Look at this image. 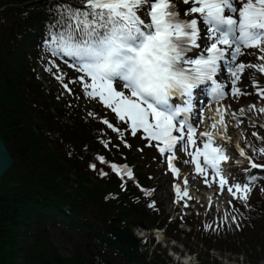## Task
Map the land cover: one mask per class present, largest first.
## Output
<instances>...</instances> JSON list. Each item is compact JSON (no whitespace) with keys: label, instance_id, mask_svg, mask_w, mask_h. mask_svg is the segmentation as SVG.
<instances>
[{"label":"snow or ice","instance_id":"6c2138e0","mask_svg":"<svg viewBox=\"0 0 264 264\" xmlns=\"http://www.w3.org/2000/svg\"><path fill=\"white\" fill-rule=\"evenodd\" d=\"M49 12L53 21L44 47L52 59L45 71L55 76L64 93L75 95L76 86L84 98L98 101L120 126L92 111L88 117L99 119L126 148L131 144L125 133L133 137L140 133L148 147L165 157L174 177L179 174L174 166L179 149L190 157L185 163L194 166V174L207 187L215 186L219 194L227 191L231 197L227 203L234 211L233 201L248 206L256 183L251 170L264 169V164L254 162L264 158V137L252 132L262 142L257 148L241 130L234 142L239 157L249 165L243 176H233L231 168L225 173L224 165L232 160L225 145L233 143L229 128H239L245 119L264 129V103L258 107L241 102V97L251 95L249 87L264 101V0H80L79 4L63 0ZM254 55L258 62L248 59ZM56 58H69L67 67L78 75L67 78ZM201 96L210 115L205 114ZM229 100L240 103L234 106ZM206 120V130L200 131ZM101 143L108 148L112 141ZM96 159L108 164L103 155ZM108 166L121 180L135 179L127 164ZM89 167L101 177L108 175L95 163ZM184 185L183 192L173 185L178 201L191 199L187 177ZM222 222L240 227L228 212Z\"/></svg>","mask_w":264,"mask_h":264},{"label":"trees","instance_id":"16d2710c","mask_svg":"<svg viewBox=\"0 0 264 264\" xmlns=\"http://www.w3.org/2000/svg\"><path fill=\"white\" fill-rule=\"evenodd\" d=\"M70 1L80 3V0ZM61 2L0 0V139L13 160L12 168L0 180V264H165L158 263V258L147 261L125 244L109 243L104 233L88 234L87 222L91 225L95 221L104 222L111 228L126 219L118 228L129 231L132 224L163 227L165 221L161 212L147 209L148 199L142 197V189L150 188L148 171L138 172V180L122 188V184H128L127 179L121 180L96 159L97 155H103L106 160L112 155L121 163L131 165L137 160L134 149L120 147L116 134L98 123L99 119L88 121L76 95H71L73 105L61 108L62 104L44 90L35 76L37 65L44 64L47 68L46 60L52 59L44 47L48 25L53 21L49 9ZM12 31L16 32L14 36L10 34ZM63 117L72 119L70 126L64 125ZM114 124L120 126L119 121ZM125 137L133 140L127 132ZM102 139L112 141L108 148L103 147ZM92 163L108 175L101 177L89 167ZM78 165L81 170H75ZM76 182L79 186L75 190L72 187ZM259 184L260 179L256 177L255 185ZM72 198H82L85 202L92 198L105 203L109 207L107 214L85 219V211L81 206L75 207ZM254 205L245 209L255 208L253 214L248 213L257 218L264 204L258 207L254 199ZM66 206L72 211L71 217L63 214ZM60 224L76 239L75 254L68 257L60 256L48 234L49 227ZM24 230L32 234H25L24 241H40V244L34 249L25 245L15 253L20 257H14L12 251H16V241ZM245 236L248 243L236 255L245 254L251 264H258L264 259V248L261 247L259 254L256 243L260 241L256 235ZM204 256L208 258L207 254ZM199 264L207 263L200 261ZM212 264L220 263L215 260Z\"/></svg>","mask_w":264,"mask_h":264},{"label":"rangeland","instance_id":"374dc122","mask_svg":"<svg viewBox=\"0 0 264 264\" xmlns=\"http://www.w3.org/2000/svg\"><path fill=\"white\" fill-rule=\"evenodd\" d=\"M181 5L183 4L181 3L179 6L181 7ZM252 57L255 60V55ZM255 62L258 61L255 60ZM70 76L73 77L76 75L70 74ZM66 77L71 78L68 77L67 75ZM36 78L39 81V83L41 82L43 84V86L46 87V85H50L51 89L54 90V87L52 86L53 85L52 82H50V80L42 76L41 69H39V73L37 74ZM242 102H248L247 97H245L244 100H242ZM95 103L97 104V102ZM238 103L240 102H237L236 105ZM254 103L257 106H260L259 100H255ZM247 123L249 122L247 119H245L239 128H235V127L229 128V135L232 136L233 140L234 139L237 140L239 138V134L241 130L243 131L244 136L248 141L251 142L255 139V137H253L251 134H248L249 131H246ZM240 143L242 147H245L244 140H240ZM225 147L227 149L228 155L232 157V160L229 162V164L224 165L225 173H227V168L228 170L229 168H231V170L235 169L232 171L233 176L236 174L238 169L239 172H244L245 169L244 167H248L247 161L239 157V155L234 153L233 150L231 151L229 145H226ZM234 156L237 157V160H240L241 163L234 164V162L237 161L234 158ZM233 158L235 159V161L233 160ZM185 160L186 159H183L184 163ZM185 164H186L185 168L186 169L189 168L190 170L191 166L188 163ZM160 167H161L160 171H156V169L153 167L154 170L152 169V173L149 174L152 177V179L148 177V179L151 182L149 187L151 188L150 192H151V197L153 199V203L155 204L154 208H156L159 212L162 213V217L165 221V224H168L166 228L170 229L171 231H167V230L165 232L160 231V233L159 231H155V230H151L149 232L137 231V233H139L137 236L139 237L141 242L143 241L147 243L145 245L148 246V248H146L148 252V256H151L152 258H156L158 256L159 258L165 260V261L162 260V262H164L165 264H179L180 262H183L182 264H195L196 257L192 253L200 254L205 251V248L210 247L211 245L215 246L213 245V243L210 244L208 242V240L203 236V232L209 237H211L210 235L213 234V232H216V234H218L220 230L227 229L229 230V232H228V236L226 237V240L229 242H233V239L236 240V236L234 234V230L237 229L236 225L222 222V218L225 212H228L230 215L236 216L237 221L240 225L239 229L246 228V223L250 222L251 216H254L248 213L249 210H246L245 209L246 207L242 211L243 213H245V216L248 215L246 218L242 215V212H239L236 209L234 211L233 208L229 206L227 203V201L231 199V197L226 190L223 194H219L216 190V187H214L213 189L215 190L212 191V194L216 195V197H214V201L211 199H206L203 193L207 191L208 187L206 185H199L198 182L200 181V177H197L195 181H192L193 183H188V188H189L188 192L191 199L185 197L178 201L176 197V193L173 189V185L174 184L179 185L181 192H183L184 178L189 176H187L186 173L185 174L183 173L181 175L178 174L177 177H174L172 173H166L167 169L163 161H160ZM199 186L202 187V191H199L200 190ZM254 196H255L256 205H258V207H262L264 204V193L261 191V189L255 190L253 195L250 194L248 199V205L249 206L254 205ZM209 200H211V205H212L211 209H209ZM190 203H194L195 206V209L193 210H192L193 205L190 206V210L194 211V213L197 214V220L201 225L198 228L186 227L182 225L183 219L189 215V212H191V211L189 212L187 211V207L185 206V204H190ZM213 208L215 211L221 210V213L215 216L213 220L211 219L208 220V217L206 215L210 214ZM260 219L261 216L259 213L256 221L258 222V220ZM95 223L99 224V222L96 221ZM218 224L220 226L219 229L217 230ZM206 225H210L211 228L206 230L205 228ZM175 229H177L178 232L174 231ZM63 232L64 230L61 227V224L49 227L48 229V234H50V237L52 238V241L57 251L59 250L60 256L68 257L70 256L71 253L75 254V251H73V245L76 239L72 235H70L69 237L71 239H68V237H66L67 234ZM132 233H136V231L132 229ZM155 234L157 235V237L161 238L159 239L160 241L164 239L165 243L164 244L160 243L157 246L156 240L154 239ZM260 237L264 238V233H261ZM89 243L90 242H88L87 246H90ZM253 245L254 243L251 244V246ZM212 255L220 262V264H251L250 260H248L245 254H242V256H240V255L228 254V253L216 251ZM17 256L20 257V254H17ZM19 262L21 261L19 260ZM258 264H264V259L260 260Z\"/></svg>","mask_w":264,"mask_h":264},{"label":"bare ground","instance_id":"6f19581e","mask_svg":"<svg viewBox=\"0 0 264 264\" xmlns=\"http://www.w3.org/2000/svg\"><path fill=\"white\" fill-rule=\"evenodd\" d=\"M10 34H11V36H14L16 34V32L15 31H12V32H10ZM64 59L67 62H70V59L69 58H64ZM73 91H74L76 97H80L78 100L85 107V108L84 107L82 108L81 112L82 113H86V116H87V112L88 111H92V112H94L96 114L97 117H100V118H103V116H110L112 118L114 117V115L111 112H109V110L104 109L103 106L100 103H97L96 104L95 101H90V100L84 98L81 95V91L78 89V87L73 86ZM57 93H58V96L61 99H63V104L61 105V108H62V106H64V107L67 108V107H69V105H73L71 103V95H68V94L64 93V90L61 87V84L59 82L57 83ZM62 119H64L63 120L64 125L70 126L72 119L71 120H69V119L66 120L65 117H63ZM91 119H93V118L88 117V121L91 120ZM99 122L100 121L98 120V123ZM125 139L127 140V142L129 144H131V147L130 148L124 147V145L121 143L120 139L117 137L116 141L118 142V144H119L120 147L129 149V150H132V149H135V147H138V150L139 151H141L142 153H145V154L149 155L148 148L146 146H144L142 144V142L139 143L138 140L137 139H134V138H133L132 141L129 138H127V137H125ZM77 154L78 153L76 152V155ZM107 161H108V164H105V165L108 168H110L108 165L109 164H112V163H115L117 165L127 164V163H121L118 158H116V157H114L112 155H110L109 157H107ZM128 166L133 169L135 179L134 180H127V183L128 184H123L124 187L131 186L130 184L135 183L136 180H138L137 173L139 172V174H140L144 170L143 167H142V165L140 163L135 162V161H134V163H131V165H128ZM79 169L81 170V168L78 165V167L75 170H79ZM87 170H88V172H90L89 169H87ZM193 174L194 173L192 172V175ZM89 180L92 181L91 180V176L89 177ZM188 183H189V181H188ZM78 186H79V184L76 182V183H74V185H73L72 188L76 190L78 188ZM184 187H185V185H183V188ZM187 189H188V185H187ZM188 191H189V189H188ZM203 194L205 195L206 199H211L213 201H214V197H216V196L212 195L210 192H204ZM72 199H73V201H72L73 202V205L75 207H78L79 206L78 208L80 209V206H81V209H83L85 211V214L83 216L85 219L86 218H94V219H96V218H99V217H104V216H106L105 214H107V211H108V208L109 207L105 203L97 202L96 200H94L92 198H91V201L90 202H85L82 198L81 199L80 198L79 199L72 198ZM233 204L235 205V209L237 211H239V212H242L243 209L245 208V207H243L241 205V203L239 201H233ZM190 205L191 206L193 205L192 210L195 209L194 203H190ZM253 206H255V205H253ZM255 210H256L255 208L249 209V211H250L251 214H253ZM103 212H105V213H103ZM212 212L210 214H207L206 215L208 217V220H210V219L213 220V218L215 216H217L218 214L221 213V210L215 211L214 208H213L212 209ZM63 214L66 217H71L72 216V211L69 210V206H66V207L63 208ZM242 215L245 218L248 216V215L245 216V213H243V212H242ZM260 216H261V219L258 220V222L256 221L257 218H255V216H251L250 222H247L246 223V228L234 230V234L236 236V240H234L233 242H229V241L226 240V237L228 236V232H229V230H227V229H222V230L219 231L218 234H214L211 237H209L208 235H205L203 233V236L208 240V242L210 244L212 242H214L213 245H216L217 248H214V246L211 245L210 247L205 248V251L203 253H200V254L192 253L196 257L195 258V264H199L200 261H204L207 264L208 263L209 264H212V262H214L215 260L217 262H219L212 255L216 251H220V252H224V253H228V254H235L236 255L242 247L243 248L246 247V245L248 243V237H246L245 235H248V234H255L256 235V237L260 241L259 243L258 242L256 243L257 252L258 253L261 252V250H260L261 247L264 248V238L263 237H260L261 233H264V210L260 212ZM125 221H126V219H123L121 221V224L119 226L123 225ZM193 221H194V223H193ZM182 225L183 226H186V227H192V228L193 227H197L198 228V227L201 226L199 224L198 220H197V214H195L194 211L189 212V215L186 216L183 219ZM119 226L109 228V227H107L104 224V222H100L99 224H93L92 223V225L89 222H87V224H86V227L89 228L88 229V234L100 236V234L104 233L105 236H106V239L109 241V243L110 242H118L122 246H124V244H125L136 255L145 256V258H146L147 261H151L152 259H154L151 256H148V252L146 250V248H148L147 245L144 244L142 246V244H139L137 246V249L138 250H135L129 244L121 241L116 236L118 230L121 231V232H124L121 228H118ZM61 227L63 228L64 232L67 234L66 237H70V235H72L71 232L67 228H65V226L63 224H61ZM131 228L134 231H136V232L142 230V226H139V225H136V224H132L131 225ZM166 230L167 231H171L168 228H164V229H159V233H160V231H164L165 232ZM174 231L178 232L177 229H175ZM20 233H21V237H20V239L18 241H16V247H17V249H16V251H12V254H11V255H14V257H17V255L15 253L18 252L20 249H22L25 245H31V249H34L35 247H37L38 244H40V241H36L35 243H33L32 240H26V241L23 240L25 234L32 235L30 233V231L24 230V231H22ZM84 235H85V233H84ZM42 236H45V234H42ZM85 237H86V235H85ZM17 239H18V237H17ZM154 239L156 240V245L157 246L160 243L161 244H164L165 243V240L162 239L160 241L159 239H161V238L160 237H157L156 234L154 235ZM210 240H211V242H210ZM108 241L105 240L106 243ZM233 245L237 247L236 250L233 247ZM225 250H229L230 253L229 252H226ZM206 254H207L208 258L204 256ZM44 258L46 259L45 255H44ZM156 258H158V263H159V261H162L163 260V259L159 258L158 256ZM18 260H19V258H18ZM163 261H165V260H163Z\"/></svg>","mask_w":264,"mask_h":264},{"label":"water","instance_id":"95a60500","mask_svg":"<svg viewBox=\"0 0 264 264\" xmlns=\"http://www.w3.org/2000/svg\"><path fill=\"white\" fill-rule=\"evenodd\" d=\"M13 166V160L9 155L4 143L0 140V179ZM121 241L129 244L135 250L138 246V241L130 234L123 233L118 230L116 235Z\"/></svg>","mask_w":264,"mask_h":264}]
</instances>
